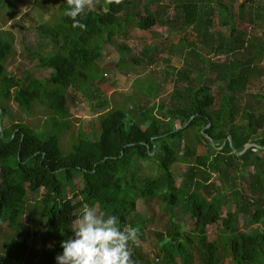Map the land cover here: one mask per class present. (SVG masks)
Masks as SVG:
<instances>
[{"label": "trees", "instance_id": "obj_1", "mask_svg": "<svg viewBox=\"0 0 264 264\" xmlns=\"http://www.w3.org/2000/svg\"><path fill=\"white\" fill-rule=\"evenodd\" d=\"M82 1L59 0L52 20L37 27L45 41L42 49H51L48 54L31 52L39 60L38 69L52 70L44 79L32 71L9 69L16 35L0 30V234L9 226L20 235L30 195L43 189L32 223L46 230L45 249L35 264H83L91 254L86 249L98 248L100 242L111 264H195L197 257L198 264H226L223 258L227 257L234 264H264L263 97L254 96V106L243 102L264 46L246 40L232 4L225 0H174V14L154 9L158 0H110L106 10L105 0H92L97 8ZM42 2L35 0L40 6ZM0 4L11 3L0 0ZM215 8L220 25L232 29L227 40L218 42L217 53L238 49L254 53L242 64H233L228 55L203 65L197 45L211 36ZM132 26L157 37L169 31L170 37L182 34L171 44V49L187 53L184 67L177 71L172 105L164 114L155 113L154 107L113 108L100 116L98 138L81 134L73 151L64 154L54 131L58 126L63 131L69 124L67 92L93 81V65L104 56L106 45L128 34ZM120 51L119 67H142L143 72L153 65L157 50L147 44L140 58L130 55L128 44ZM214 70L225 80L222 95L213 87L210 73ZM13 101L27 112L37 104L46 105L53 113L52 127L38 132L22 122L5 126ZM249 143L257 147L240 154ZM201 145L208 146L207 154L198 153ZM179 163L190 166L184 174L186 187L177 185L173 168ZM251 166L255 172L250 175V189L256 199L247 201L234 172ZM77 178L83 182L79 190ZM225 183L237 186L236 208L226 215L223 207L228 196L221 187ZM139 199L160 203L169 218L165 231L149 229L147 216L137 214ZM85 204L100 211L106 224L104 236L87 231ZM180 211L190 215L191 230H184L177 220ZM242 211L258 227L241 231ZM213 224L218 225L221 239H209ZM149 235L158 244L155 263L143 247ZM27 248H15L19 254L15 259L10 253L0 254V264H22Z\"/></svg>", "mask_w": 264, "mask_h": 264}, {"label": "rangeland", "instance_id": "obj_2", "mask_svg": "<svg viewBox=\"0 0 264 264\" xmlns=\"http://www.w3.org/2000/svg\"><path fill=\"white\" fill-rule=\"evenodd\" d=\"M10 5L2 7L0 4V30H9L16 35V45L13 55L7 62V66L11 71L25 72L32 71L40 79L48 77L51 69H38L39 60L36 56H32L31 52H42L48 54L51 49L48 47L44 51L41 44L45 43L38 33L37 27L40 23L51 21L54 11L58 9L59 0H42V6L35 3V0H8ZM142 3L144 0H141ZM232 4L235 11L236 19L239 23L241 32L245 33L246 40L254 42L257 46H264V0H225ZM110 0H105V10L108 8ZM83 4L97 8V4L92 0H83ZM176 4L174 0H159L154 4V9L167 10L171 14L176 12ZM216 6V5H215ZM244 6L242 9L241 7ZM214 23L210 28L211 36L206 37L205 42L198 43L197 50L203 56V65H209L210 61H219L230 55V62L233 64H242L249 60L254 53L248 50L238 49L232 54H218L215 48L222 39L227 40L231 34V26L220 25L218 19V11L215 8ZM255 10V12L253 11ZM255 13L256 15H254ZM128 34L124 33L117 36L112 44L106 45L104 56L93 65L94 79L88 85L82 87L77 84L67 92L68 106L70 107V116L67 118L69 123L66 129L61 131L59 126L54 131L60 138V146L64 154L73 151L74 140L78 139L81 134L98 138L101 133L100 116L105 112L125 105L129 110L143 107H154V112L164 114V109L170 107L173 102L172 94L177 87V71L181 70L187 60L186 50L175 47L171 49V44L177 42L180 36H171V31L157 37L148 32L140 31L135 26L127 28ZM128 44L131 47L130 55L140 58L143 49L148 44L156 48V54L153 65L142 71L139 68H122L119 67L121 60L122 45ZM256 71L252 74L247 95L244 96L243 102H252L254 106V96L263 97L264 110V54L261 59L256 60ZM218 71L214 70L210 75L214 78L215 92L224 93L225 80L217 76ZM257 106V105H256ZM11 112L6 118L5 126L10 127L13 123L22 122L33 127L38 132H42L52 127L53 113L44 104H37L31 112H27L20 108L13 101L10 104ZM209 151L207 145H201L198 153L205 155ZM262 155L261 153H259ZM189 165L187 163H179L174 166L176 173L177 185L186 187L187 177L184 174L188 172ZM255 172L253 166L248 169H240L234 172V177L238 183V188L245 194L247 201H252L255 195L250 189L251 173ZM215 177V176H214ZM61 179L65 182L64 175ZM77 189L79 190L83 182L80 178L76 179ZM226 184V183H225ZM222 190L228 196L223 207L224 215L232 209L236 208L235 200L237 186L233 183L221 185ZM44 190L40 191L42 194ZM39 195H30L29 210L22 219L19 229L20 235L14 229L6 226L0 234V254L10 253V258H16L19 255L14 252L15 248H27V256L22 264H35L38 259L43 256V241L45 240L46 230L38 229L32 223L34 217V207ZM69 195L73 197V192L69 190ZM81 198H83L81 196ZM78 200V199H76ZM137 214L147 216L149 219V229L164 230L167 228L169 218L166 216L164 209L157 200L150 203L139 199ZM86 213L87 231L96 234L101 232L99 236H104L106 232V224L100 218V211L92 209L88 204L82 208ZM184 230L193 228L190 215L180 211L177 218ZM258 227L250 223L249 213L242 211L240 213L241 231H249ZM30 232V233H28ZM210 240L221 239L218 225L213 224L208 228ZM63 244V243H62ZM103 242H100L98 248L88 247L86 249L89 260L83 264L95 262L97 259L100 264H111L107 262L106 256L103 254ZM17 246V247H15ZM64 246V244H63ZM15 247V248H14ZM144 250L149 253L150 258L155 263L158 256V244L155 236L149 235L143 243ZM228 260L226 264H234L231 257L223 258ZM199 258H196L195 264H198ZM16 264V263H13Z\"/></svg>", "mask_w": 264, "mask_h": 264}, {"label": "water", "instance_id": "obj_3", "mask_svg": "<svg viewBox=\"0 0 264 264\" xmlns=\"http://www.w3.org/2000/svg\"><path fill=\"white\" fill-rule=\"evenodd\" d=\"M0 112H2V111L0 110ZM211 141L213 142L212 139H211ZM250 147H257V144H256V143H249V144H247V145L245 146L244 150H243L240 154L244 153V152H245L246 150H248ZM152 154H154V152H152Z\"/></svg>", "mask_w": 264, "mask_h": 264}]
</instances>
